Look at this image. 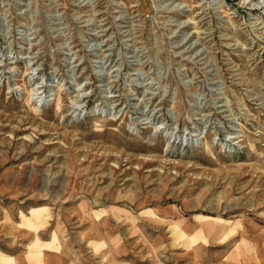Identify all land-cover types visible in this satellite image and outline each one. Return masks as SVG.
Listing matches in <instances>:
<instances>
[{
	"label": "rangeland",
	"instance_id": "obj_1",
	"mask_svg": "<svg viewBox=\"0 0 264 264\" xmlns=\"http://www.w3.org/2000/svg\"><path fill=\"white\" fill-rule=\"evenodd\" d=\"M245 218L264 0H0V264H241Z\"/></svg>",
	"mask_w": 264,
	"mask_h": 264
},
{
	"label": "crops",
	"instance_id": "obj_2",
	"mask_svg": "<svg viewBox=\"0 0 264 264\" xmlns=\"http://www.w3.org/2000/svg\"><path fill=\"white\" fill-rule=\"evenodd\" d=\"M178 226L180 229L182 228L181 224H178ZM231 227L237 228V231L241 230L240 231L241 234L239 236L237 235L234 238H232L230 242L234 241V243L232 244L231 247L228 248L226 254L231 255L232 253H234L233 256L241 264L243 262L248 264L249 261L254 260L253 258H255L256 260H259L261 258V260H263L264 259V219L259 218V220H257L256 218H245V219H241L240 221L239 220L234 221V226H229V228ZM204 230L196 226L194 227L189 226L187 228L185 227V230L182 231L188 234V237L190 239H196V238L202 239L207 232V230L205 231ZM227 233L228 232L226 231L225 235ZM241 246L244 247V250L242 249ZM189 248L191 249L194 247H189ZM201 253L202 250L199 249L196 250L195 255L198 256ZM49 254L54 255L56 253H46L47 258ZM245 254L248 255L244 257Z\"/></svg>",
	"mask_w": 264,
	"mask_h": 264
},
{
	"label": "bare ground",
	"instance_id": "obj_3",
	"mask_svg": "<svg viewBox=\"0 0 264 264\" xmlns=\"http://www.w3.org/2000/svg\"><path fill=\"white\" fill-rule=\"evenodd\" d=\"M99 46V45H98ZM45 211H39V212H35V216H40V214H42L43 215V213H44Z\"/></svg>",
	"mask_w": 264,
	"mask_h": 264
}]
</instances>
